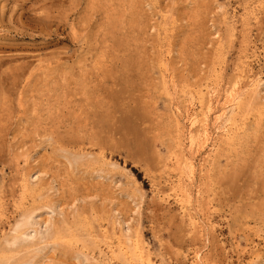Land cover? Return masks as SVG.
<instances>
[{
    "label": "rangeland",
    "instance_id": "obj_1",
    "mask_svg": "<svg viewBox=\"0 0 264 264\" xmlns=\"http://www.w3.org/2000/svg\"><path fill=\"white\" fill-rule=\"evenodd\" d=\"M0 264H264V0H0Z\"/></svg>",
    "mask_w": 264,
    "mask_h": 264
},
{
    "label": "bare ground",
    "instance_id": "obj_2",
    "mask_svg": "<svg viewBox=\"0 0 264 264\" xmlns=\"http://www.w3.org/2000/svg\"><path fill=\"white\" fill-rule=\"evenodd\" d=\"M208 128H209V127H208ZM24 218L26 219V221H30L29 219L27 220L26 216H25ZM30 218H31V217H30ZM33 219H34V218H33ZM33 221H34V220H33ZM22 222H23V221H22ZM19 223H20V222H19ZM19 223H17L18 226H20ZM32 223H33V222H32ZM17 224H16V225H17ZM27 225H28V224H27ZM18 226H17V228H19ZM17 228H14V229H17ZM19 229H20V228H19ZM17 230H18V229H17ZM39 230H40V228H39ZM31 231H32V230H30V232H31ZM15 232H16V230H15ZM33 232H34V231H33ZM33 232H32V233H33ZM28 235H29V234H28ZM32 235H33V234H32ZM32 235H31V236H32ZM38 235H41V234H38ZM41 236H42V235H41ZM21 237H23V236L21 235ZM21 237H20V238H21ZM27 238H28V237H27ZM29 238H30V237H29ZM24 239H25V238H24Z\"/></svg>",
    "mask_w": 264,
    "mask_h": 264
}]
</instances>
